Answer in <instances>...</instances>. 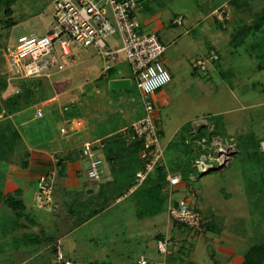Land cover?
I'll list each match as a JSON object with an SVG mask.
<instances>
[{
	"label": "rangeland",
	"instance_id": "obj_1",
	"mask_svg": "<svg viewBox=\"0 0 264 264\" xmlns=\"http://www.w3.org/2000/svg\"><path fill=\"white\" fill-rule=\"evenodd\" d=\"M137 1L139 6H142V14H147L150 19L154 20L153 24L161 29L157 33L166 45L163 63L172 76V80L159 89L166 91L172 88L165 100L166 105L161 111L164 117L159 116L158 122L159 129L163 132L161 140L165 147V162L169 166L182 165L187 162L194 164L196 171L190 175L189 181H194L195 188L201 190L197 193L196 200H198V207L202 210L206 222L211 220L217 226L223 227L231 240L241 241L244 236H249L248 239L245 238L247 244L250 241L252 243L263 242L264 59L260 55L264 50V25L255 29L252 27H257L258 22L261 21L260 18L264 16V0H223L227 8V16L223 22L213 20L212 15V19L207 16L209 7L219 0ZM52 4L53 0H17L12 5L11 14L6 13L5 6L2 5L0 7V47L15 42L21 34L35 33L39 36L46 34L53 19ZM175 13L184 16L183 24L171 22ZM136 16L142 18L139 11ZM7 20L15 21V23L9 25L10 21ZM263 22L261 24H264ZM248 26L252 31L247 36L242 35L241 31ZM187 29H189L188 33H186ZM143 30L153 32L147 26ZM107 41L112 49L120 46L117 37H114L115 43L109 39ZM212 50L217 51L220 56L214 62L208 56ZM71 51L73 54L58 53L60 59L52 68L39 76L28 77L29 80L32 79L26 84L30 89L32 88L31 93L21 87L18 78L6 72L8 69L5 62L3 63L4 71L3 69V72L0 71V76L6 74L7 78L6 86L1 88L0 85V108L8 105L17 98V95L24 98L19 103V109L32 106L34 112L36 110L37 115L33 114L36 116L35 125H32L30 129H41V133H36L35 136L37 143L41 146L45 145L43 132L46 127L50 126L48 125L50 119L53 125L58 124L57 114L59 113L63 118V112L69 110L70 107H81L82 111L87 112L90 117L95 115L94 121L97 126L92 124L93 129L98 127L96 118L101 120L104 114L117 115L119 126L124 125V118L129 119L132 116L125 102L119 106L122 99L111 100L109 96H105L111 94L106 86L107 79L106 81L103 77L96 79V76L104 72V62L97 49L75 46ZM1 58L4 60L3 54ZM198 59L205 61L207 71L196 69ZM94 61L96 63L94 67H91ZM114 63L115 69L110 77L124 74L131 76L123 52L117 54V60ZM96 70L98 74L94 73ZM85 85L98 86L105 94L103 93V97L98 100L90 99V92L86 91ZM32 93L33 96L30 97ZM18 112L11 111L10 115L5 118L0 115L1 164L6 162L22 164L19 160L23 153L22 148L19 147L16 152L11 153L7 152L9 145H6L11 134V130H8L10 127L8 123L15 124V128L20 130L21 122H19ZM168 113H170L169 118L173 115L172 120L167 119ZM190 116L200 118L193 124L191 121L185 122L171 139L172 142L175 140L177 147L169 148L166 136L172 132H170V127H165V124L170 123L169 126L175 128L179 122ZM85 129H90L88 122L81 128L82 131ZM181 129L184 131H180ZM22 130L25 129L22 128ZM179 131L182 137H177ZM194 139L197 141L194 142ZM17 143L19 144L18 141ZM126 143L130 142L126 141ZM25 157L22 159L28 162ZM105 163L110 164V161L106 160ZM114 165L116 169H119L116 173L112 171L113 177L100 187L102 194L97 195L100 206L98 209L96 206L95 210L99 212L102 209L103 213L93 223L94 227L100 226L97 227L98 230L107 227V232H112V225L116 223L117 215L122 219L125 216L122 213L116 214L113 211L117 209L115 207L107 209L114 204L109 192H113L114 196L128 193L131 188L123 190L122 188L131 180L129 170L136 167L135 164H121L120 167L119 164ZM211 166L214 170L208 171ZM221 169L223 171L219 173L217 170L221 172ZM86 178L89 180L88 177ZM132 184L131 187L137 185L136 175ZM187 188L189 190L191 186L187 184ZM199 197L204 200L200 201ZM174 198H182L179 190L174 192ZM186 200L189 201L188 197ZM123 205L128 208L129 205L134 206V202L127 199ZM166 209L159 216L164 220L162 223L164 232L169 226ZM22 211L26 215L21 218L30 220L33 216V212L27 210L25 204ZM122 219L120 224H122ZM90 230L92 229L89 228ZM149 230L141 244L132 243L131 245L129 243L131 262H136L141 253L146 254V257H155L159 261H165L166 257L164 258V255L158 251L157 241L153 238L154 227H150ZM202 234H204L203 231L198 232L197 236L200 237ZM185 240H187L185 234L174 236L172 253L170 256L167 255L168 260L179 261L181 264L185 262L193 264L187 261V256L193 257L194 255L186 251H191L190 247L181 246L180 242ZM193 242H196V239ZM209 245L206 243L207 247L199 250L200 254L199 252L196 254L201 264H212L216 259H220L215 255L214 245ZM62 249L64 251L63 247ZM171 260L169 263H172ZM104 261L109 264L108 259Z\"/></svg>",
	"mask_w": 264,
	"mask_h": 264
},
{
	"label": "crops",
	"instance_id": "obj_2",
	"mask_svg": "<svg viewBox=\"0 0 264 264\" xmlns=\"http://www.w3.org/2000/svg\"><path fill=\"white\" fill-rule=\"evenodd\" d=\"M221 4H223V0H219L217 3L210 6L207 16L212 19V11ZM138 11L142 15V18L138 19L143 29L147 26L149 30H153V32L156 31V33L161 30L158 25L153 24L154 20L150 19L147 14H142V6H139ZM179 18H181V22L177 23L176 21ZM171 22L183 24L184 16L180 13H175ZM188 32L189 29L186 30V33ZM122 61L125 62L124 60ZM94 63L96 62L94 61L91 63V67H94ZM94 73L98 74L97 70ZM108 74L107 72H102L96 76V79L100 77H103L104 80L107 79V81L105 80L107 82L106 86L112 95L106 94L105 96H109L111 100L122 99L119 102V106L122 102H125V104L129 106V111L132 113L131 118H124V125L119 126L117 115L104 114L101 120L96 118L98 127H94L93 129V125L97 126L94 121L95 115H91L90 117L87 112L84 113V111H82L83 108L79 107V109L76 107V109L81 110V116L84 122L83 125L87 122L90 124V129H85L80 132V134L77 133L78 135L72 133L65 135L61 133L59 128H57L59 121H57L58 124L53 125L50 119V123L48 124L50 126L46 127L45 130L47 128L51 130L53 136V138H51L53 139L52 145L56 144L53 148L57 147L54 152H63L59 157L53 155L52 149L49 150V147L52 146L49 143L47 144L45 142V145L37 146L30 141V138L34 136L35 133H41V129H30L32 125H35L34 121L36 116L33 115L35 112L32 111L31 116H27V118H23L22 116L19 117L18 115L19 122H21L19 129L24 140L19 144L16 143L13 152H16V149L19 147L22 148L23 153H21V158L19 160L23 164L25 160L22 158L25 157L26 152L27 157L25 158L28 159V163L24 166L22 164H12L10 162H6L5 164L0 163V264H59L56 259V252L53 249L54 246L58 244L62 245L66 257L70 259L73 264H106L104 259H108L109 264H137L140 256L143 255L146 257L147 255L141 253L136 262H131V255L129 253L131 248L129 247V243H131V245L136 243H138L137 245L141 244L142 240L146 237L145 234L150 231V227H154L155 229V233L153 234L155 241L161 238L158 237L159 235H163L172 238L171 241L174 242L175 235L185 234L187 240L181 241L180 243L182 247H186V245L190 247L191 251H186L194 255L193 257L187 256V261L193 264H201V262L197 260L198 257H196V254H198V252L200 254L199 250L207 247L206 243L207 245H214L216 251L215 255L220 257V259H216L212 264H242L245 252L249 247L255 244L251 241L247 244L245 238L248 239L249 236H244L241 241L231 240L226 230L223 229V227H219V225L217 226V224L212 221L210 222L212 224L211 228L207 229L202 236L192 235L190 238L189 229L181 226L178 222L173 223V220L169 217L167 212L169 226L164 232L162 231V223L164 220L159 217L163 211L150 217L139 216L135 205L138 196L134 195L138 185L131 187L128 193L118 196H114L111 191L109 192L111 198L113 197L114 204L107 209L115 207L117 209L113 211L116 214L122 213L125 215L124 219L119 217V215L116 216V223L112 225V232H107V227L98 230L97 227L100 226H93L95 220L103 213L102 209H100L99 212L95 210L96 206L97 209L100 206L97 195L102 194L98 193V189L105 184L107 180L113 177V172L111 170V164H106L105 160L103 164L104 178L101 181L89 178L87 176L88 160L83 156L81 146L84 141L88 140L102 139L105 142L109 136L117 132H123L124 137L131 142L128 134L123 130L129 127L131 123L142 114L140 96L138 92L135 91V86L133 87V85H131L130 88L126 89H111L109 86L110 80L130 79L131 76L124 74L123 76L110 77ZM86 85H88V83ZM86 85V91L94 88L93 86ZM96 87L102 89L98 86ZM171 91L172 88L166 91L158 90L153 95L159 113L158 116L160 117L163 116L161 111L166 105L165 100H167ZM103 93L105 94L104 91ZM89 94L91 96L90 99L98 100L103 97L92 95L91 93ZM111 104L114 105L113 102H111ZM80 105L79 103V106ZM103 111L106 110L103 109ZM169 114L170 113L167 114V119L172 120L173 115H171L172 118H169ZM199 118L200 117L193 118L190 116L178 123L179 119L177 121L178 125L175 128H173L174 126H169L170 123H166L165 127H170V132H172L166 136V143L171 141L177 130H179L185 122L191 121L193 124L196 123ZM22 128L25 130H22ZM161 135L163 137V132H161ZM71 150L79 152L71 154V159L69 160L66 155L69 154ZM98 152L104 158V151L99 150ZM64 156L65 158H63ZM217 171L222 173L223 170L221 169V172L220 170ZM43 175H53V203L49 206L40 207L35 201V194L38 188V180ZM86 177H88L89 180H87ZM193 182L192 180L190 181L191 188L189 190H187L188 188L185 182L176 190L181 192L183 199H187L188 197L189 202L198 203L196 197L198 196L197 193L201 190L195 188ZM10 194H16L20 197L26 209L33 212V216H31L30 220L16 216L14 210L6 205L4 196ZM199 198H201L200 201L204 200L202 197ZM127 199L130 202H134V206L132 205L133 208H130L132 207L130 205L128 208L127 206L124 207L123 202ZM148 218H150L149 221ZM121 219L122 224H120ZM89 228L92 230L89 231ZM100 233L101 235H98ZM114 234H116L115 237ZM26 235H37L41 240L38 243L26 242L23 240ZM194 239H196V242H193ZM117 241L119 242L117 243ZM209 247L210 245L207 248L209 249ZM193 249H195V251H193ZM167 257L168 256H166V258L164 257V262L159 261V259L155 257V259L150 257L146 258H148L150 264H181L179 261L174 262L171 259L172 263H169L170 260H168ZM187 263L188 262H185V264Z\"/></svg>",
	"mask_w": 264,
	"mask_h": 264
},
{
	"label": "built area",
	"instance_id": "obj_3",
	"mask_svg": "<svg viewBox=\"0 0 264 264\" xmlns=\"http://www.w3.org/2000/svg\"><path fill=\"white\" fill-rule=\"evenodd\" d=\"M53 19L47 33L21 34L17 40L4 48V62L12 77L28 78L39 76L52 68L58 61V53H72L75 46L82 48L94 47L104 62V72L110 73L115 69L114 61L117 54L123 52L128 63L131 77L130 83L140 94L143 114L131 123V140H142L140 155L146 160L144 169L137 171V185L158 165H168L164 160L165 147L161 140V131L158 126V110L153 98L164 85L172 80V76L163 63L166 45L156 32L144 31L136 16L139 9L137 0H53ZM215 20L223 22L227 16V8L223 4L213 10ZM177 23L181 22L179 18ZM114 37L120 41V46L110 48L107 39ZM217 55L212 52L211 59ZM197 66L206 69L205 61L198 59ZM5 68V69H6ZM83 122L78 120L76 127H82ZM129 127L123 131L128 133ZM66 133L65 126L60 128ZM105 142L102 139L83 142L81 152L88 160L87 176L97 181L104 178V158L99 154ZM198 161V160H197ZM199 167V165H198ZM167 213L172 220L190 226L202 232L203 216L186 199H175L174 191L181 185L182 176L178 172L168 169ZM53 175H43L38 180L35 201L40 207L53 203ZM173 244L168 236L157 240L158 251L166 257L172 251ZM60 244L56 246V259L59 264H73L66 257ZM137 264H150L148 258L140 256Z\"/></svg>",
	"mask_w": 264,
	"mask_h": 264
},
{
	"label": "trees",
	"instance_id": "obj_4",
	"mask_svg": "<svg viewBox=\"0 0 264 264\" xmlns=\"http://www.w3.org/2000/svg\"><path fill=\"white\" fill-rule=\"evenodd\" d=\"M16 1L17 0H0V7L2 5L5 6V12L8 14H11L12 10H13L12 5ZM260 19H261V21L258 22L257 27L253 26L252 28H254V29L259 28L260 25L261 26L264 25V24H261L262 21H264V16H262ZM7 21H10V20H7ZM218 22H220V21H218ZM14 23H15V21H10L9 25H13ZM251 31L252 30L248 26V27H245L241 31V34L244 36H247V35H249V33ZM6 46L2 45L0 47V71L1 72L4 71V69H3L4 60L1 57H2V54L4 53V48ZM1 48H2V50H1ZM212 52H214L217 55L216 59H211L212 62H214L215 60H218L220 56H219V53L217 51L212 50L211 53L208 55L209 57L212 55ZM260 56H261V58L264 59V50ZM2 69H3V71H2ZM196 69H200V68L198 66H196ZM113 70L114 69L110 70V73L108 75H110ZM207 70L208 69L202 70V71H207ZM111 75H113V73ZM0 79H1L0 85L2 86L1 88H3L6 86V83H7L6 74L0 76ZM18 80H20L21 87L27 89L29 93L32 92V88L30 89L29 85H26L27 83H30L32 79L29 80L28 78H18ZM33 81H36V80H33ZM135 91H137L139 94V91L137 90V88L135 89ZM89 92L92 95H97V96L103 95V90L99 89L97 87L92 88V90H89ZM32 96H33V93L30 97H32ZM139 96H140V94H139ZM23 100H24V98L17 95V98L13 99L8 105L0 108V115L5 118V117L10 115L11 111L15 113V112L22 110L21 112H18L19 117L31 116L32 111H34L32 106L30 108L26 106L29 109H27V108L26 109L25 108L19 109V106H20L19 103L22 102ZM9 105H11L12 107H10ZM3 108H5V110H3ZM35 114L37 115L36 110H35ZM142 114H143V109H142ZM142 114H141V116H142ZM140 117H138V118H140ZM57 119H58L57 121H59V124H58L59 130L63 126L66 127L67 132L63 133L65 135L71 134V133L74 135L77 133L80 134V132L82 131L81 128H83V126L80 128L76 127V122L78 120H81L83 122V120H82L83 117L81 116V110L76 109V107H74V108L70 107L69 110H65L63 112V118H61L60 115L57 114ZM9 124H10V127L8 130H11V134H10V137H8L9 139L6 141V145L10 146V147L7 146V152L9 151L12 153L17 141L19 143H21L23 140V137L21 136V131L18 130L17 128H15V126H16L15 124L8 123V125ZM47 129H49V128H47ZM47 129L45 130V132H43V134L45 136V140L43 143L45 144V142L46 143L49 142V144L52 145L53 139H51V138H53V136L51 134V130L50 129L47 130ZM180 131H184V130L181 129ZM180 131L177 133V137H180L182 135L180 133ZM0 132H1V130H0ZM132 133H133L132 128L129 127V130L127 133L129 136V139H131L130 136L132 135ZM35 136H36V133L34 134V136H32L30 141L32 143L41 145L40 143H37V139H35ZM126 141H128V139H126L124 137V133L123 132L122 133L117 132V133L109 136L106 139L105 146L103 149L104 161L105 160L110 161V164H112L111 170L115 171V173L119 168L116 169L114 167L115 166L114 164H119V167L121 166V164H126V165L127 164H135V166H136V167H133L131 170H129L130 174H131V176H130L131 180L128 182V184H126V186L124 188H122V190L125 188L126 189L131 188V186L133 185L132 183H133V180H134V177H135L137 171L144 169L145 163H146V160L144 158H142L140 155V150L142 149V140L137 138L135 140H131V142L129 144H127ZM195 141H197V139H194V142ZM186 142H189V141H186ZM177 145L178 144L175 142V140H173V142L172 141L169 142L168 147L169 148L174 147V149H175V147H177ZM55 146H56V144H53L52 146L49 147V150L52 149L53 153L59 157V155L63 152H61V153L60 152L57 153V151L54 152L57 149V147L53 148ZM77 152H79V151L71 150L69 152V154L66 155V157L70 160L71 159L70 155L77 153ZM25 155H27L26 152H25ZM63 158H65V156ZM196 160H198V159H196ZM27 163L28 162L25 161V163H23V164L26 165ZM168 169L173 171V172L180 173L182 176V182H185L186 185L187 184L190 185L189 177L193 172L196 171L194 164L193 163L190 164V162L183 163L182 165L181 164H173L172 166L168 165ZM168 169L164 165L156 166V168L146 177V179L140 185H138L137 190L134 192V195L138 196L137 200L135 201V205H136V208L138 210V214L140 217L154 216L156 214L161 213L162 211H164L166 209L165 207H167L166 204H167L168 194L164 189L168 183L167 178H166ZM212 170H214L213 166L208 169V171H212ZM98 193H101L100 187L98 189ZM4 198H5L6 205L11 207L14 210L16 216L22 217V216L26 215V213H24L22 211L23 206H24V202L20 197H18L16 194H14V195L10 194V195L4 196ZM191 204L195 207V209L197 211L201 212V214L203 216L202 210L199 209L198 204L197 203H191ZM210 222H211V220L206 222L204 219V216H203V221H202L203 232H205L207 229L211 228L212 224ZM173 223H177V222L175 220H173ZM178 224H180L181 226L187 227L189 229L190 238L192 237V235L193 236L198 235L199 231L195 230L194 228H192L190 226H186V225L181 224V223H178ZM158 237L162 238L164 236L159 235ZM23 240H25L26 242H30V243H38V242H40L41 239L37 235L36 236L26 235V236H24ZM53 249L56 252V246H54ZM170 254H169V256H170ZM242 264H264V241L261 243H255L251 247H249V249L244 254V260H243Z\"/></svg>",
	"mask_w": 264,
	"mask_h": 264
},
{
	"label": "water",
	"instance_id": "obj_5",
	"mask_svg": "<svg viewBox=\"0 0 264 264\" xmlns=\"http://www.w3.org/2000/svg\"><path fill=\"white\" fill-rule=\"evenodd\" d=\"M111 89H126L131 87L129 79H113L109 81Z\"/></svg>",
	"mask_w": 264,
	"mask_h": 264
},
{
	"label": "clouds",
	"instance_id": "obj_6",
	"mask_svg": "<svg viewBox=\"0 0 264 264\" xmlns=\"http://www.w3.org/2000/svg\"><path fill=\"white\" fill-rule=\"evenodd\" d=\"M212 167V166H211Z\"/></svg>",
	"mask_w": 264,
	"mask_h": 264
}]
</instances>
